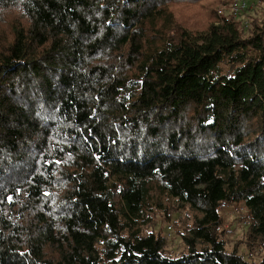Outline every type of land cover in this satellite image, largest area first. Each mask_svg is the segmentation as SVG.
<instances>
[{
	"label": "trees",
	"instance_id": "1",
	"mask_svg": "<svg viewBox=\"0 0 264 264\" xmlns=\"http://www.w3.org/2000/svg\"><path fill=\"white\" fill-rule=\"evenodd\" d=\"M220 2L0 0V264H264V15Z\"/></svg>",
	"mask_w": 264,
	"mask_h": 264
},
{
	"label": "rangeland",
	"instance_id": "2",
	"mask_svg": "<svg viewBox=\"0 0 264 264\" xmlns=\"http://www.w3.org/2000/svg\"><path fill=\"white\" fill-rule=\"evenodd\" d=\"M221 2L215 6V11L222 10L221 15H227L228 6L234 0H220ZM249 3L246 12H242L238 17L239 26H245L246 29L251 27L252 21H260L264 15V0H245ZM220 15V16H221ZM242 206L236 204L223 205L220 209L221 225L228 226L229 229L221 228L222 239L225 242L226 249L232 251L235 249L243 258L250 261L258 262L262 254L258 248L248 250L245 247V233L249 228L250 220L247 218L246 212L241 210ZM180 216L179 220L177 219ZM173 220H167L164 210H153L144 216L143 232H157L166 240V250L172 255H176L184 250V243L179 235L180 231H184L191 225L190 214L180 213ZM148 220L149 222H147ZM178 220L176 223L174 221Z\"/></svg>",
	"mask_w": 264,
	"mask_h": 264
},
{
	"label": "built area",
	"instance_id": "3",
	"mask_svg": "<svg viewBox=\"0 0 264 264\" xmlns=\"http://www.w3.org/2000/svg\"><path fill=\"white\" fill-rule=\"evenodd\" d=\"M249 8V3L245 0H234L228 6V14L233 18H237L240 13L246 11ZM223 13L222 10H218V14L221 15ZM225 230L229 229L228 226H223Z\"/></svg>",
	"mask_w": 264,
	"mask_h": 264
}]
</instances>
